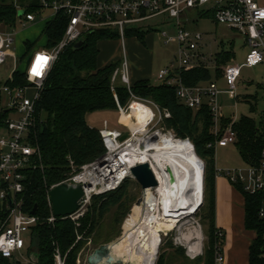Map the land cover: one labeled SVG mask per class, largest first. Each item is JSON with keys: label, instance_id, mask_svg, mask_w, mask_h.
Instances as JSON below:
<instances>
[{"label": "built area", "instance_id": "2783aa9c", "mask_svg": "<svg viewBox=\"0 0 264 264\" xmlns=\"http://www.w3.org/2000/svg\"><path fill=\"white\" fill-rule=\"evenodd\" d=\"M212 3L209 11L215 20L225 26L240 32L248 47L244 62L237 63L232 58L224 65L221 78L228 88L237 90L244 66H258L264 64V0H41L43 9L52 10L50 19L58 14H64L67 25L60 41L51 48L34 47L28 54V64L25 68L28 84L12 87L6 83L0 84V93L4 91L9 96L10 111L14 116L5 120L6 132L0 136V205L7 210V216L0 226V255L11 260L22 261L19 257L25 248L26 241L23 233L37 224L41 217L25 210L24 195L26 191V170L33 165L35 156L39 154L34 137L38 121L37 103L49 72L60 54L71 44L83 40L85 35L98 30L117 31L123 44V57L120 67L115 70L113 81L120 76L122 82L131 88L130 64L125 51L126 30L129 27L145 25V21L164 15L174 19V34L167 29L158 33L165 44L175 42L178 51L172 61L159 70L158 79L174 88L178 99L187 107L200 110L204 105L212 118L215 140L208 146L216 148L218 145L236 143L237 134L234 124L238 121L235 115L227 117L219 102L220 87L216 80L194 86L187 85L183 80V71L195 68L211 69L218 56L202 50L203 34L192 31L183 26L182 16L187 8L201 10L206 4ZM20 18L24 22L36 20V13L26 11ZM16 29H0V65L5 64L12 55L15 43ZM12 75L9 77L11 78ZM32 90L29 95V90ZM154 111L143 130L129 128L128 136L124 131L109 127L108 120H103L100 132L106 151L96 160L75 167L73 172L64 180L81 183L84 194L80 208L73 214L63 217L51 214L47 218L54 222L57 218H70L79 224L87 207L95 195H101L117 189L125 180L134 178L131 167L141 162L136 161L130 166L126 158L128 148L141 144L142 140H151L159 132L157 127L169 112H162L152 100L137 97ZM14 101V102H13ZM119 111L122 114L129 106L123 107L117 99ZM228 119V122H224ZM165 133V132H164ZM170 134V133H169ZM172 135V134H171ZM174 136V135H173ZM137 138L141 139L138 141ZM146 142V141H144ZM217 173L224 175L235 185L249 193L264 190V148L258 164H247L243 167L221 169ZM59 182V183H61ZM55 186V185H54ZM53 187V186H52ZM49 199V193H48ZM50 207H51V202ZM264 215V211H261ZM218 236L223 232L218 229ZM57 264H64V260L57 254ZM225 254L222 241L215 245V264H223ZM28 259L25 264L30 263Z\"/></svg>", "mask_w": 264, "mask_h": 264}, {"label": "trees", "instance_id": "16d2710c", "mask_svg": "<svg viewBox=\"0 0 264 264\" xmlns=\"http://www.w3.org/2000/svg\"><path fill=\"white\" fill-rule=\"evenodd\" d=\"M22 9L35 13L45 10L41 6V0H0V27L15 28ZM66 25L67 18L64 14L46 20L43 29L46 41L42 46L51 48L56 45L63 36ZM150 32H153V26L143 24L129 27L126 37L136 36L144 42V37ZM118 38L119 33L112 30L89 33L85 35L79 49L74 50V44L69 45L49 72L37 103L38 121L34 142L39 154L35 156L32 167L25 172L27 178L24 208L31 212L37 203L39 206L35 214L41 217L31 227L33 245L30 253L35 252L38 261L27 264H57V254H60L64 264H78V255L93 235L100 217L110 205L121 199V192L129 179L113 191L95 195L85 214L80 217L79 224L70 218H57L54 222L47 220L51 214L49 190L73 172L71 162L78 168L96 160L106 151L100 128L90 125L88 115L97 111H116L117 99L121 106H125L132 94L154 101L163 111L168 110L170 117L165 119L167 128L174 129L182 139L191 140L196 154L205 160L203 201L208 204L210 246L205 264H215V245L219 240L223 244L225 235L221 230L223 236H218L219 228L215 224V149L208 146L215 140V134L208 107L204 105L200 110L187 107L178 99L174 88L164 82L155 84L148 79H142L133 81L129 89L123 82L116 83L118 77L113 81V75L120 67L121 60L99 67L98 42ZM25 46L27 55L33 49L31 41L27 40ZM231 56V52H223L218 60L226 62ZM211 75V70L204 67L182 73L183 80L190 86L211 81ZM217 75H222L220 69L217 70ZM5 83L12 87L28 84L25 69L16 68ZM7 117L8 111L0 112V125L4 124ZM263 120L257 123L249 116H242L234 124L237 134L235 144L247 164L260 162L264 148ZM124 123L126 124L125 121ZM237 186L246 198L245 225L257 231V238L250 246V264H264V215H261L264 190L249 193L241 185ZM7 214L4 206L0 205V218L3 220ZM0 264L25 263L0 255Z\"/></svg>", "mask_w": 264, "mask_h": 264}, {"label": "rangeland", "instance_id": "374dc122", "mask_svg": "<svg viewBox=\"0 0 264 264\" xmlns=\"http://www.w3.org/2000/svg\"><path fill=\"white\" fill-rule=\"evenodd\" d=\"M212 5V3L206 4L201 10L187 8L182 16L183 26L192 31H199L203 34V52L212 53L215 58L223 52H231L234 55L233 59L235 62H244L248 47L245 43L243 35L237 30L218 23L212 12L209 11ZM51 14L52 10L46 9L42 12H37L36 20L32 22H24L23 18H20L17 21L15 26L16 36L13 50L17 52L19 56L25 55V42L27 40L31 41V48H39L45 43L46 36L43 33V27L45 21L50 18ZM173 20L174 19L170 17H167L166 20H164V15L146 20L145 25L153 26V32H150L144 37V42L139 39L137 40V38H134L133 36H128L126 38L125 51L127 53L130 68L132 66L136 69L143 67L144 69L147 68V71L152 75V83L155 84L161 82L158 79L159 70L167 65L169 61H172L178 51L177 43L171 42L169 44H165L158 33L162 29H167L171 34H174ZM0 29L5 30L7 28L2 26ZM116 40L117 39H105L100 43L101 51L104 53L103 56L100 55V61H102L101 57L104 60L106 58L113 59V56H117L114 60L122 59L123 47L121 45V41L119 44V40ZM31 51L32 49L29 50L27 55H25L21 60L14 62L12 61V58H9L5 64L0 65L1 85L5 83L8 77L12 74L13 70L20 67L19 61H24V64H22L24 69L27 67V57ZM130 61H141L143 66L140 63L135 64L133 62L131 66ZM212 65L213 66L210 69L212 73L211 76L212 79L217 81L220 87L219 102L224 107V113L228 116L235 115L237 118L249 116L257 123H260L264 119V64L253 67L244 66L242 68L241 77L236 91L228 88L225 81L218 77V66L216 65V62ZM131 82H133V80H131ZM116 83H122L120 76H118ZM31 93L32 90L30 89L28 94L31 95ZM133 101L138 100H135L132 97L123 107L130 106ZM8 104L9 96L2 91L0 93V112L9 108ZM162 112L169 111L164 109ZM131 115L132 111L129 110L127 116L130 117ZM12 116H14V113L9 110L8 117ZM104 119L108 120L109 127L120 129L126 134L129 133L128 124L123 115L120 113L119 107L116 111H97L88 115V122L99 128L103 127ZM165 119L157 127H154L153 130L157 131V128L159 130L161 128L163 132L170 133L176 138H181L174 131V129L167 128ZM199 124L201 125V123ZM5 132L6 125L4 121V124L0 125V136ZM189 141L193 144L191 140ZM203 161L205 163V160ZM236 161L238 162V165L234 163L235 166L232 165L233 167H243V163L240 159H236ZM121 193H123L121 199L115 204L110 205L100 217L93 235L90 236L78 255V264H86L87 257L91 250L98 247L102 243L114 240L122 234L123 225L127 218L132 214L134 205L136 204L137 199L141 196L142 188L135 178H129ZM208 214V204L203 201V203L196 208V211H194L187 218L188 221L183 225L174 227L171 225L170 221H168L165 217H162L161 223L158 225L160 245L154 264H205L208 259V252L210 249ZM196 230H200L203 235L202 252L196 256H192L189 253L188 246L179 240V238L184 233ZM31 233V229L23 233L26 245L21 251L19 257L24 263L29 257V251L33 245ZM79 238H81V236Z\"/></svg>", "mask_w": 264, "mask_h": 264}, {"label": "bare ground", "instance_id": "6f19581e", "mask_svg": "<svg viewBox=\"0 0 264 264\" xmlns=\"http://www.w3.org/2000/svg\"><path fill=\"white\" fill-rule=\"evenodd\" d=\"M129 110L132 111L130 117L127 116ZM153 113L150 106L133 101L122 115L128 127L144 130ZM144 141L129 147L126 158L130 166L136 161L150 163L159 184L148 189L143 203L135 206L134 213L127 218L120 252L141 264H154L160 245L158 225L161 218L165 217L174 227L183 225L200 201L203 203L205 163L187 139L159 132L151 140ZM170 171L175 176L173 182ZM179 240L188 246L190 255L202 252L200 230L184 233Z\"/></svg>", "mask_w": 264, "mask_h": 264}, {"label": "crops", "instance_id": "0c3cea01", "mask_svg": "<svg viewBox=\"0 0 264 264\" xmlns=\"http://www.w3.org/2000/svg\"><path fill=\"white\" fill-rule=\"evenodd\" d=\"M45 25H46V21L44 27ZM133 37L137 38L136 36ZM103 40H100L98 42V47L100 49V53L98 56L99 67H104L105 65H108L111 62L121 60V59L114 60L117 56H113L112 57L113 59L106 58L105 60L101 57L102 61H100V55L101 56L104 55V53H102L100 48V43L103 42ZM117 40H119L118 42L120 44L121 40L120 39ZM121 45L123 47L122 41H121ZM125 46H126V41H125ZM233 57L234 55L232 54L230 60ZM9 58H12V61L16 62L18 60H21L23 58V55L19 56V54L13 50L12 55ZM230 60L226 62H221L219 60L214 62H216V65L218 66L217 68L222 71L221 68L224 65L230 63L231 62ZM19 62H20L19 69L23 70L24 66H22V64H24V61H19ZM130 62H131V66H132V62L135 64L140 63L142 65L141 61H130ZM130 75H131V80H133L134 82L142 79H148L149 81L152 82L151 80L152 75L147 71V68L144 69V67L136 69L134 66H132L130 69ZM219 78H221V76ZM226 116L229 117L228 115ZM239 119L240 118H238V120ZM90 125L95 126L93 124ZM236 159L237 160L240 159L243 163V166L247 165V163L243 160L235 143L216 146L215 175H214L215 205H216L215 224L217 228L221 229L224 232L225 235L224 243H223L225 261L223 264H250V259H249L250 246L252 242L257 238V231L254 229H249L245 225V202H246L245 194L240 190V188L237 185L232 184L227 177L217 173V171L221 169L231 168L235 166L234 163L236 164L238 163ZM263 211H264V201H263ZM1 223H2V219L0 218V226ZM28 259L30 260V257H28L27 260Z\"/></svg>", "mask_w": 264, "mask_h": 264}, {"label": "water", "instance_id": "95a60500", "mask_svg": "<svg viewBox=\"0 0 264 264\" xmlns=\"http://www.w3.org/2000/svg\"><path fill=\"white\" fill-rule=\"evenodd\" d=\"M25 12L26 11L23 9L20 10L19 16H22ZM82 44L83 40L75 42L73 45V49H79ZM4 110L9 111L10 107ZM127 136L128 134H125L122 139H125ZM131 172L142 188L141 196L137 199L136 204L134 205L135 207L143 203L148 189L151 187H156L159 184V181L155 176L150 163L148 162L139 163L132 166ZM174 180L175 176L173 172L170 171V181L173 182ZM83 194L84 188L81 183L64 181L53 186L49 190V201L51 202V208L54 216L63 217L75 213L81 206V199L83 197ZM201 203L202 202L200 201L196 208L200 206ZM38 206L39 205L35 203L31 211L32 214H35L37 212ZM133 213L134 208L132 214ZM125 233L126 227L124 223L122 234L114 240L107 243H102L98 247L91 250L87 257L86 264H141L139 261L129 258L127 254L120 252ZM29 257L33 263H37L38 258L35 252L32 251Z\"/></svg>", "mask_w": 264, "mask_h": 264}]
</instances>
